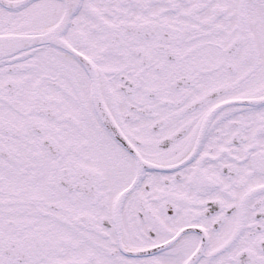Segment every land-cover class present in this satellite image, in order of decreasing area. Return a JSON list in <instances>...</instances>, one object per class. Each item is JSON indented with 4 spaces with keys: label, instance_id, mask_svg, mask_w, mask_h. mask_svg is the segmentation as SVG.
I'll return each instance as SVG.
<instances>
[{
    "label": "snow or ice",
    "instance_id": "6c2138e0",
    "mask_svg": "<svg viewBox=\"0 0 264 264\" xmlns=\"http://www.w3.org/2000/svg\"><path fill=\"white\" fill-rule=\"evenodd\" d=\"M0 264H264V0H0Z\"/></svg>",
    "mask_w": 264,
    "mask_h": 264
}]
</instances>
